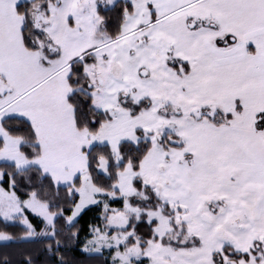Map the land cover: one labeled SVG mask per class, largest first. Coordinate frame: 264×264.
<instances>
[{
    "label": "snow or ice",
    "instance_id": "snow-or-ice-1",
    "mask_svg": "<svg viewBox=\"0 0 264 264\" xmlns=\"http://www.w3.org/2000/svg\"><path fill=\"white\" fill-rule=\"evenodd\" d=\"M0 264H264V0H0Z\"/></svg>",
    "mask_w": 264,
    "mask_h": 264
}]
</instances>
